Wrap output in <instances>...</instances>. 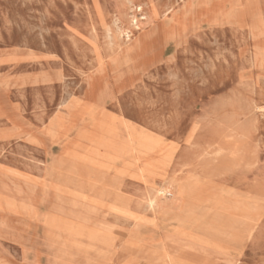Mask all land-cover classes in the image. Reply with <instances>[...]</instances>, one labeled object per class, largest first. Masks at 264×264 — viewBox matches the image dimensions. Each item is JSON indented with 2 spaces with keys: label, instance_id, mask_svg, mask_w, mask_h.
Masks as SVG:
<instances>
[{
  "label": "rangeland",
  "instance_id": "374dc122",
  "mask_svg": "<svg viewBox=\"0 0 264 264\" xmlns=\"http://www.w3.org/2000/svg\"><path fill=\"white\" fill-rule=\"evenodd\" d=\"M0 95L36 137L0 140V264H264V0H0ZM73 96L134 130L51 142ZM99 137L131 147L124 204L62 175Z\"/></svg>",
  "mask_w": 264,
  "mask_h": 264
},
{
  "label": "bare ground",
  "instance_id": "6f19581e",
  "mask_svg": "<svg viewBox=\"0 0 264 264\" xmlns=\"http://www.w3.org/2000/svg\"><path fill=\"white\" fill-rule=\"evenodd\" d=\"M132 9L135 13L132 16V19L135 22L145 16L148 18H152L154 15H156L157 12L154 7H147L144 10L140 5H134ZM120 10L121 8L118 7L117 11L120 12ZM126 38L129 39V34H126ZM2 99L3 98L0 97V100ZM64 108L66 109L68 119L71 120L67 126H64V117L58 113L52 115L45 126L44 132L46 136H48L49 140L53 143H62V139L65 138L72 130V128L76 125H81L83 129H93L94 131H98L100 134H102L101 137H103V134L106 133L111 135L113 131H119L121 133L120 136H122V133L130 134L135 128L134 125L124 117L112 116L108 114L103 106H96L90 101L83 100L80 97L73 96L68 99L64 103ZM17 115L22 117L18 108L10 104L7 105V109H5V111H0V140L12 141L20 139L27 141L28 143L36 142V137L33 134L32 128L30 126H22V128L20 125H16L13 122V119ZM101 137L94 141L93 147L85 152L80 162L65 159V166H63L64 168L62 170V175L65 176V179H67L66 181L69 184H72L74 188H76L77 186L80 187L81 183L85 184L86 186H90V188L100 186L101 188H103L104 193L110 192L116 194L115 201L117 202V204H124L125 198L120 195L121 188L123 187L120 179H122L126 175L129 176L127 170L131 163V147L129 145H126V140H122L121 137H118L121 140V142L119 143H116L112 139L109 140L108 138L105 139ZM76 144L77 143H74V145ZM153 146V142L149 141V144L145 145V148L143 149L150 150L151 148H153ZM61 156L62 155H58V157ZM119 161L120 164L115 165V163ZM114 165L115 168L112 170V166ZM107 173H112L113 175V178L109 183H106V181L104 182V178ZM90 174H92V177L88 176ZM152 184V188L156 195H164L168 192L170 195H175L178 190V186L173 182L155 186L152 181ZM73 196L76 197V199H85V196L80 193H73ZM113 209L118 211L122 210L121 206H114ZM252 220L253 219L248 218L249 222ZM65 229L72 235H80L83 233L82 230L78 227L68 226L65 227ZM95 231H88L87 236L89 238L97 237V233ZM193 258L195 257L193 256Z\"/></svg>",
  "mask_w": 264,
  "mask_h": 264
}]
</instances>
